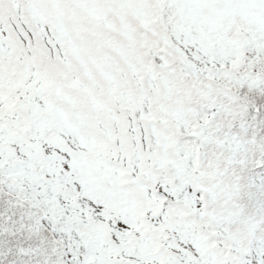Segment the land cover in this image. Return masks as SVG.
Instances as JSON below:
<instances>
[{"label": "snow or ice", "instance_id": "snow-or-ice-1", "mask_svg": "<svg viewBox=\"0 0 264 264\" xmlns=\"http://www.w3.org/2000/svg\"><path fill=\"white\" fill-rule=\"evenodd\" d=\"M0 264H264V0H0Z\"/></svg>", "mask_w": 264, "mask_h": 264}]
</instances>
